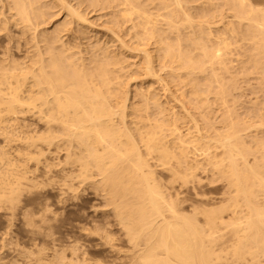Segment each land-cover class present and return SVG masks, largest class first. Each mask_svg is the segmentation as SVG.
Here are the masks:
<instances>
[{
    "label": "bare ground",
    "instance_id": "6f19581e",
    "mask_svg": "<svg viewBox=\"0 0 264 264\" xmlns=\"http://www.w3.org/2000/svg\"><path fill=\"white\" fill-rule=\"evenodd\" d=\"M71 1L52 0V4L43 5L41 0H0V207L8 204L14 209L13 204L19 203L16 200L26 186L42 184L43 181L38 183L40 175L49 177L59 171L65 174V180L86 182L87 188H100L106 193L108 206L114 208L113 213L128 231L134 250L139 249L136 261L130 259L137 264L221 263L225 249L218 251L217 246L215 250L219 238L222 239L219 233L235 234L236 239L232 237L229 241L235 240L228 251L232 255L229 257L226 252L228 261L224 264L247 263V257L252 264H261L264 259V138L260 134H264L261 131L264 109L258 111L261 123L257 119L254 123V118L246 113H242L246 114L240 117L243 119H236L237 110L229 112L228 104L237 88L234 79L238 78L226 83L225 75H232L229 62L234 42L244 41L247 61L242 69L250 71L251 68L259 75L264 88V0H80L79 4L74 2L76 5ZM83 6L88 11L90 7L112 10L114 18L110 24L117 29L128 25L127 40L123 34L119 37L116 31H111L115 35L111 42L119 45L123 54L135 51L136 56H143L136 59H139L136 65L130 62L137 67L140 80L149 81L135 98L130 86L128 89L127 84H121L125 58L129 55L111 50L114 46L110 43L108 46L107 39L106 43L94 40L93 44L88 41L87 47L81 49L78 44L75 48L73 39L87 37L84 28L94 24ZM51 9H58V14L49 12L50 18L63 13L60 19L63 20L57 22L52 32L51 28L43 29L39 37L37 29L48 25L51 19L47 12ZM226 12L234 14L229 18ZM63 28H70L77 37L73 33L72 42L69 36V42L63 41ZM14 30H19L22 38L26 33L34 36L37 45L32 43L36 51L30 62H27L28 56L25 62H20V54L16 55L24 52L22 48L26 46ZM98 38L102 36L98 34ZM87 54L91 56L86 58ZM172 83H176L178 94L173 92ZM156 84L160 88H155ZM137 97L139 101H133ZM255 98L250 100L254 101L253 106L261 101ZM211 103L218 106L217 112L228 109V114L221 118L223 132L217 127L221 123L211 118L217 115V112L212 114ZM191 105L195 106V112L188 107ZM182 122L190 127L182 129ZM160 171L166 174V179L161 178ZM200 172L226 180L227 185L211 175L206 180L213 188L215 182L227 186L224 193L220 192L222 187H215L218 191L214 188L217 191L214 194H224L221 200L217 196L219 202H215V196L207 195L210 191L204 193V186H210L205 184L204 177L200 178ZM57 180L54 181L57 183ZM60 187V190L64 188V184ZM189 192L200 199L198 203H193L197 200H192V196L185 199ZM188 200L193 204L188 202L187 212L182 205ZM199 215L204 218L203 224L197 218ZM227 228L233 230L229 231L232 234L226 233Z\"/></svg>",
    "mask_w": 264,
    "mask_h": 264
},
{
    "label": "rangeland",
    "instance_id": "374dc122",
    "mask_svg": "<svg viewBox=\"0 0 264 264\" xmlns=\"http://www.w3.org/2000/svg\"><path fill=\"white\" fill-rule=\"evenodd\" d=\"M45 1L46 0H41L43 5L45 3L46 4L47 3L48 4H52V0H47L46 2ZM69 1H71V0H69ZM71 2H73L72 3L73 5H76V4H79L81 1L80 0H72ZM74 2H76V4ZM85 6H83V11L87 10L85 13H86V15L87 14L90 15V16L89 15L87 16L88 19H90L91 21L94 20L93 21L94 24H93V22H92V24L95 26L94 27L92 24H90V25H92V27L94 29H92L91 26H88L89 28H87V27L84 28V29H86V31L88 32L90 37H89V35L86 32L87 37L85 35L84 36L83 35L80 36V38H82V42L80 41L81 39L79 37H78L79 40L77 39V41H76V38H75V41H74L73 35L75 33L70 31V28L69 29L68 28H63L61 30L62 31L61 35H63L62 37L64 39H62V40L66 41V42H69V41H67V39L70 37L68 40H71V42H72V39H73V43L75 44L74 45L75 48H78L76 46L79 44V47L81 49L84 48L85 45L87 47L89 44H93L94 42H97V40H99L102 43H106V41L108 40L107 41L108 46H111V45H112L111 47L114 46L111 50H114L116 53L122 54L124 56L129 55L128 57L126 56V58H125L126 59V63L124 64V67H125L124 70L126 68L127 69L125 71L123 70L124 73L122 71V75L123 76L121 77V80H122L121 84L122 83L124 85L127 84L128 89L131 88L130 91H131L132 97L134 96L133 98H135L137 93H138V90L142 91V89L145 86L149 85V81L148 80H147L148 82L145 81V80H143V81L140 80V78H139L140 76L138 75V70H136L137 67L135 66L136 63H139V59H142L143 56L142 55L141 56L139 55L140 57L136 56L137 53L135 51H131L132 53H129V51H126V52L124 51L125 54H123V52H122L123 49L118 47L119 45L113 44L111 42V41H114L113 39L115 37V35H114V37L112 36L113 32H112V35H111V31H114V32L116 31V35H118V36H119V34H120V36H121V34H123L124 35V36L122 35L123 39L125 38L127 40V36L125 37V33H127V31H126L127 29H125V28L128 27V25H126V27H125V25H123L121 28L119 27V29H117V27H114L113 25L110 24L112 19L114 18V15L111 14L112 10H110L111 11L110 12L109 9H107L108 10V14H107V10L105 11V10H101L100 8L99 9L98 8H94L95 9V11H94L93 7L92 8L90 7L89 11H88L87 7H85ZM99 10H100V12H99ZM97 11L99 12V14H98ZM49 12H51L52 15L54 13H56V15H57L58 14V9H53V11L51 9L47 13H49ZM51 13H49V15L47 14L48 17H49V18L48 17L47 18L51 19V20H48V23H46V25L47 24L48 25L45 26V28H44L45 24L42 25L43 27L40 26V30L39 31H38L39 28L37 29V32L39 33V37L42 36V34H43L42 30L43 29H44L43 31H46V30H49L51 28L49 31H51V30L53 31V29H55V27L58 25L59 21L61 22L63 20V19L60 20L61 16L63 17V15H62L63 13L59 15L60 17L59 16L56 17L54 15V18L52 16H51L52 18H50V14ZM230 14L232 16L234 13L233 12H230V13L226 12V16H229ZM99 17L101 19L100 21H99ZM106 18H107V20H106ZM229 18H231V17L229 16ZM103 19H104V22H103ZM52 20H53V24H52ZM90 20H89V22L91 23ZM109 20H110V22H109ZM102 24H104L105 26L104 25L102 26ZM237 27L239 28L240 26L237 24ZM73 28L76 29L75 26H73ZM79 28L80 27H78V29ZM95 29H96V31H95ZM240 29H242V28L240 27ZM91 30H92V32H89ZM98 30H101V32L103 31L102 33H104V34H102L100 31H99L100 32L99 33ZM16 32H18V33H16ZM16 32H15V30L13 31V33L14 34L16 33L17 35L20 33L19 30H16ZM117 32H119V33H117ZM27 34H28V36H27ZM30 34L26 33L25 37L23 35V38H22V35L19 34V36L22 39L21 43L23 44V46H26V47H23L22 44H21V47H23L22 50L25 49L23 51L24 52L26 51L25 53L22 52V51H21L22 53L21 52L16 53V55L20 54L19 56L21 58L18 56L19 59L22 60V61L19 60L20 62H25L27 60V58H25V56L29 57L27 62H30L34 58L33 55H35V51H36L34 45L36 44L35 43L36 41H33L34 40V36L31 37L32 34L31 35ZM98 34H99V36H102V39H104V40L99 39L98 38ZM108 34H110V36ZM76 35L77 34H75L74 37H77ZM92 35H94L95 37L92 36ZM108 36L110 38H108ZM29 37H31L33 39H31ZM87 38H89V39H87ZM26 39H28V40L31 39V40H29V41L27 40L28 42H26ZM40 39L41 38H39V40ZM85 41H87V42H85ZM88 41L89 42L92 41V42L89 43ZM75 42H77V44ZM83 42H84V44H83ZM24 43H25V45H24ZM27 43H29L31 46L29 44H27ZM32 43H34V45ZM109 43L111 45H109ZM241 43L240 42L239 43L234 42V48H233L234 50L232 51V55L233 56L230 55V58H232V59H230L231 62H229L230 65L232 66L231 67L232 75H229V74H226L227 76L225 75V82L226 83L232 82L234 78H238V79H234V81L237 82L236 83L237 88H236V90L234 92H232V95L234 97H237L238 99L237 98L235 99L233 96L229 97V99L231 100V101L229 100V102H230L229 104H232V105L228 104V106L230 108L234 104L235 106H233V107H234L235 110L233 108L230 109L229 107H228V109H229V112L236 111V110L238 111V112L236 111V113H238L237 116H239V117L235 116L236 119L242 117L244 115L242 113H246L247 114V115L245 114L246 116H249V117L252 116L251 118H254L253 119L254 123H256V119L259 120V121H257V123L258 122L261 123L260 119H258V117L260 116V115H258V111L260 110V112H261V110L264 109V88L261 87V83H260L261 80H260L259 75L254 73L253 70H251V68H250V71L246 70L245 68L242 69L243 67H245V62L247 61V56H246V54H247L246 49L247 48H246V44H245L244 41H241ZM81 44L84 45V46H82ZM32 45H33V48H32ZM241 45H243V46H241ZM236 46H237V48H236ZM111 47H109V48H111ZM117 48L121 49V51H119V49H117ZM27 49H28V51H27ZM236 49H240L241 51L240 52L239 51L235 52ZM244 50H245V52H244ZM31 51H32V53H31L32 55L30 54ZM76 51L79 52V49H76ZM233 52H235V53H233ZM238 53H241V54L239 55ZM84 54H86V53H84ZM235 54L238 55V56H236ZM86 56H85L86 58H89L88 56H91V55L87 54ZM18 57H16V58H18ZM31 57H33V58H31ZM132 58H134L135 60L132 59ZM137 58H139L138 61L136 60ZM233 58H235V60ZM232 60L234 61V63H232L233 62ZM135 61H136V63H135ZM130 62L131 63L133 62L132 64H135V65H132ZM238 64L240 66H242V67H240ZM234 65H235V67H234ZM236 65H238V66H236ZM236 67H240V69L236 68ZM248 68H249V66H248ZM129 70H130V73H129ZM158 70H160V69L158 68ZM240 70L243 71V74L240 73L241 72ZM127 71H128V73L130 75L127 73ZM235 71H237L236 72L237 75H236ZM251 72H253V74H254L253 76L254 77H252ZM133 73H134V75H133ZM159 73L161 74V72H159ZM163 74H164V72H162V75ZM135 75L138 76V77H135ZM164 75H163L164 78L166 77L165 79L169 83L172 82L171 79L168 80L169 77L166 76V74H164ZM241 75H242V77H241ZM130 77H131V79H130ZM201 77L203 78V76H201ZM239 77H240V79H239ZM250 77H251V79H250ZM122 78H124V79H122ZM134 78H136V79H134ZM202 78H200L201 82L203 81ZM252 78H254V79L252 80ZM228 79H230V80H228ZM241 79H242V81H241ZM248 79H249V81H248ZM133 80H136L135 83L132 82ZM128 81H130V82H128ZM138 81H140V82H138ZM238 81H240V82H238ZM246 81H248V82H246ZM142 82H144L145 84H143ZM258 82H259V84H258ZM131 83H133V85ZM138 83H142L143 85L142 84L138 85ZM151 83H153V82H151ZM245 83L247 85H245ZM249 83L251 85H248ZM123 84H122V86H123ZM257 84L260 85V86H257ZM128 85L130 86V88H129ZM140 85H142V86H140ZM158 85L159 84H156V85H154V87L155 88H158V87L160 88L161 85L160 86H158ZM171 85H172L171 88L175 87L173 92L178 94L179 91L177 93V88L178 87H177L176 83H172ZM238 85H239V87H238ZM246 86H247V88H246ZM255 86H257L259 88L255 87ZM132 87H134V88L132 89ZM214 87L216 89H218L219 86L217 84H214ZM243 87L245 89H242ZM248 88H251V89L253 88V89L250 90ZM134 89L136 90V91H134L135 93L133 92ZM239 90L241 91L240 92V96L244 95V96L248 97L247 99H246V97L245 98L241 97L244 100H246V102L243 101L240 98V96L238 94ZM253 90H255V91H253ZM236 91H238V92H236ZM251 91H253L254 93H251ZM185 92H186L185 96H188V98H189L190 97V95H188L189 92H187V90ZM257 94L260 95V96H258ZM235 95H238V96H235ZM255 96H256V98L259 97L261 99V101H260L261 104L257 103V104H254V106H253L251 103H253L255 101L254 100ZM189 100H191V99L189 98L188 101ZM237 100L243 101V102H239ZM250 100L251 101L254 100V101L251 102ZM133 101L138 102L139 98L137 97L136 100L134 99ZM193 103H195V102H193ZM212 103H211V105H212L211 107H212V111H214V112H212V114H215L217 112L218 106L213 105ZM238 103H240V104L238 105ZM242 103L243 104L244 103H247V104L250 103V104L249 105H247V104L242 105ZM236 105L238 106V109H236L237 108ZM240 105H242V107ZM259 105L262 106L263 108L259 107ZM244 106L245 107L247 106V108H245ZM188 107H190V109L193 110V112L196 111V110H194L195 106L191 105V106H188ZM258 107H259V109H258ZM248 108L250 109V111L248 110ZM251 108H253L252 111H251ZM228 109L225 108V109L219 110L218 112L220 114L217 112L216 113L217 115H214L211 118H213V121L217 120L218 122L221 123L222 122L221 118H224V116L228 114V111H226ZM241 109L244 110V111H240ZM245 110H247V112ZM254 110H256L255 114H254ZM224 111L226 113H224ZM239 112H241V114ZM245 115L243 116V118L245 117ZM197 116H198V118H201L199 115H197ZM220 116H222V117H220ZM214 117H215V119H214ZM243 118H240V119H243ZM182 124L180 125V127L182 126L181 127L182 129L183 128L187 129L188 128L187 126L190 127V124H188V123L182 122ZM217 127L218 128L221 127L223 130L222 129H219V130H222V132L224 131V128H223L224 125H222V123H221V125L217 124ZM261 131L264 133V129H262ZM261 134H260L261 138H264V134H262L263 136ZM160 173H162V172L160 171L159 175H161ZM201 173H202V175H204L206 173L205 172H200L199 176H200L201 179H203V177L205 178V179H203L205 181V184L208 183V181H206V180H208V176L211 177L212 174H210V173L208 174L207 173L205 176H202ZM58 174L61 176L62 179L59 177ZM52 175H53V178L51 179ZM52 175H50L49 177L44 175L43 178H42L43 175H40L38 183H42L40 181H43L42 184H39V185L37 184L35 186L29 184L28 186H26L27 188L22 190V194L20 192L19 195H21V196L20 197L18 196V199L16 200L19 203H14L13 204L14 206L12 205L14 207V209H12V207L10 205H8V204L6 206H1L2 208L0 207V264H48L49 261L52 264H77V263H79V264H88V262H89L88 260H92V263H94V264H100L101 262H103L104 264H106V263L110 264V262H111V264H120V263L121 264H130V263H128V261L131 259V257H132L133 260L136 261V256L138 254V250L139 249L135 248L136 250L137 249L138 250L137 251L134 250V247H133L134 244H131V241H132L131 239H130L131 241L129 240V238H131V237L128 236L129 235L128 231L126 230L125 227H123V224L121 225L122 222L114 214L115 213L114 210H113L114 208L111 205L108 206L107 197H106V195H104L106 193L103 194V190L100 189V188L96 189L99 192H97L95 189H94L95 190L94 191L90 186H88V188H87L86 184H85L86 182L80 183L81 181H78V180H75L76 182H74V181L71 182L70 180L68 181V179L65 180V178H64L65 174L64 173L62 174V172L55 171V172L52 173ZM164 175H166V174L162 173V177H161L162 179H166V176H164ZM54 176L58 177V178H54ZM163 176L165 178H163ZM215 177H216V175L212 176V178H214V179H215ZM216 178L217 179H215V180L220 179V180H218V182L221 183L222 181H224V182H222V184L225 183V185H227L226 180H224V179L222 180V178H220L219 176H217ZM40 179H43V180H40ZM48 179H50V180H48ZM59 179H60V181H59ZM54 180H57L58 182L56 183ZM61 180H63V184H64V188L65 189L64 188H62V189H63V192L65 191L64 192L65 194L59 193V192H62L61 191L62 189L60 190V188H61L60 186H63V184L61 183L62 182ZM50 181H51V183H50ZM52 181H54V182H52ZM66 182H68V184ZM69 183H72V187L70 186ZM222 184H219V183L216 184V182H215L213 184V186H214V188L218 187V186L220 188L222 187L221 189H223V191H220V192L224 193L225 190H227V186H223L224 184L223 185ZM206 185H209V183L206 184ZM38 186H40V188H37ZM205 187H207V186H204V188ZM210 187H207V188H209L208 190H206L207 188H205V189L203 188L204 193H207L208 191H210L207 195L211 196V197L215 196V198H217V200H215V202H219L218 201L219 198L221 200V198H223L224 194H217L216 195V194H214V192H215L214 188L211 187V189L213 190L211 192ZM29 188L31 190H33V191L30 192ZM35 188H37V189H35ZM27 189H29V191H26ZM215 189L217 191L219 190L218 188H215ZM100 190H102V191L100 192ZM217 191L215 193H217ZM94 192L95 193L97 192L99 194L97 195V193L95 194ZM104 192H106V191H104ZM220 192H218V193H220ZM191 193L192 192L186 193L185 199L186 200L190 199V197L192 196V198H191L192 200H195V199L197 200V201H194L193 203H198V201L200 199L199 198L197 199V197L195 198V196L193 197V193L192 194ZM212 194H214V195H212ZM218 195H220V196H218ZM221 195H223V196H221ZM190 201L191 200H188V201H186V203L184 205H182V207L183 206L186 207V208L185 207H183V208H185L187 210V212H188V210H190L189 209V207H190L189 203L191 205L193 204ZM15 204L18 205L17 208H16ZM215 206H217V205L215 204ZM3 207H4V209H3ZM7 207H8V209L9 208L10 209L9 210L5 209ZM26 207H27V209H26ZM111 209L113 211H111ZM25 210H27V212ZM200 216L201 215H199L197 218H198L199 222H201L203 224L204 218L201 216L203 218L202 219ZM117 218L119 219V221H118ZM225 230H223L221 233H223ZM227 230L228 231L226 233H228L232 229L229 230L227 228ZM232 232H233V230H232ZM232 232H229L228 234L230 235V234H232ZM218 235L222 236V239H221V237L220 238L218 237L219 238V243L217 242L218 245L215 246V250H216L217 246L219 248V249H217L218 251H222L223 249H225L223 251V253H225V255L224 254H222V255L224 256V261H228L227 260L228 257L226 256L227 255L226 252L231 250L229 247H231V244L236 240L235 239V234H232L231 236H228L226 234L227 237L224 236V234L221 235L220 233ZM223 237H224V239H223ZM232 237L235 240L229 242L231 239H233ZM223 243H225V244H223ZM227 243H229L230 246H228ZM220 244H222V245H220ZM223 245H225L224 246L225 248H222ZM226 246H227V249H226ZM55 247H56V251H54ZM142 247L143 246H141L139 248H142ZM114 250L121 251V252L116 253V251H114ZM133 250H134L135 253L133 252ZM231 255H232V253L228 252V256L231 257ZM122 256L123 257L125 256V257L123 258ZM126 256H128V261H127V257ZM114 257H115V259H114ZM119 258L121 260H123V261H121ZM225 258H226V260H225ZM84 259L85 260L87 259V261H85ZM118 259H119V262H118ZM229 260H234V259H229ZM249 260L250 261H248V257H247V260H246L247 263L244 262L243 264H248V263L252 264L251 259H249ZM115 261L117 263H115ZM224 261L221 262V263L220 262L219 263L217 262V263L218 264H222V263L224 264ZM98 262H100V263H98ZM129 262L137 264V262H133L131 260ZM89 263H91V261ZM103 263H101V264H103ZM227 263L228 262H226V264ZM236 263L237 262L232 263V264H236ZM262 263L264 264V259L261 262V264ZM255 264H258V263L255 262Z\"/></svg>",
    "mask_w": 264,
    "mask_h": 264
}]
</instances>
